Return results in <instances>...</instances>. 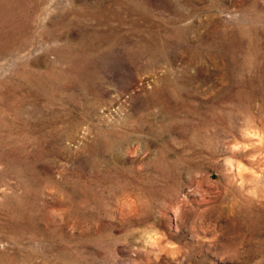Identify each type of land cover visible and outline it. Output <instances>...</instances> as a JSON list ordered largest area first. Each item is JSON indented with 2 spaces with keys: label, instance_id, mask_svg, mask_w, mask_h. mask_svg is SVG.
<instances>
[{
  "label": "rangeland",
  "instance_id": "rangeland-1",
  "mask_svg": "<svg viewBox=\"0 0 264 264\" xmlns=\"http://www.w3.org/2000/svg\"><path fill=\"white\" fill-rule=\"evenodd\" d=\"M0 264H264V0H0Z\"/></svg>",
  "mask_w": 264,
  "mask_h": 264
}]
</instances>
